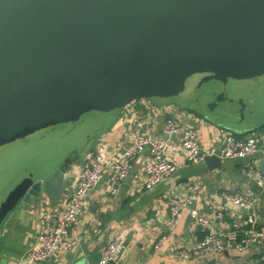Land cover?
<instances>
[{"label": "water", "instance_id": "water-1", "mask_svg": "<svg viewBox=\"0 0 264 264\" xmlns=\"http://www.w3.org/2000/svg\"><path fill=\"white\" fill-rule=\"evenodd\" d=\"M194 75L197 98L213 79L202 98L217 106L264 88V0H0V147L137 97L179 95ZM48 183L15 185L0 226Z\"/></svg>", "mask_w": 264, "mask_h": 264}, {"label": "crops", "instance_id": "crops-1", "mask_svg": "<svg viewBox=\"0 0 264 264\" xmlns=\"http://www.w3.org/2000/svg\"><path fill=\"white\" fill-rule=\"evenodd\" d=\"M250 90L253 87L230 96ZM176 97H137L110 111H100L102 114L95 118L82 115L79 121L62 131L59 138H52L49 144L52 154L44 157L32 171L25 170L23 174L17 166V174L5 190H0V202L23 179L48 183L66 158H75L65 173L41 188L38 197L20 202L6 216L0 226V264H21V259L35 244L36 235L52 230L53 220L68 206L82 162L97 145L104 147L107 159L116 160L136 138L163 136L169 116L198 130L204 155H217L226 134L246 137L264 133V120L246 122L253 112L246 110L241 98L237 102L243 106L236 113L220 108L231 99L229 96L220 106L204 98ZM169 140L171 145L164 149V154L176 165L172 175L150 189L144 187V167L151 162L148 150L132 161L131 170L123 180L117 181L114 174L107 171L86 196L83 212L71 230L70 247L58 251L42 264H99L102 251L114 238L122 241L120 264H264V243L243 252H210L187 259L176 254L178 249L192 247L204 236L190 215L192 209L209 218L214 216V210L221 212L222 218L215 221L219 231L229 229L234 218H244L243 208L223 201L225 191H239L252 201L258 214V226L264 228V188L242 173V169L248 167L264 171L261 154L241 159L221 158L220 166L210 168L204 160L187 163L179 140L174 136ZM47 151L46 147L37 152L36 159L47 155ZM112 189L117 190L116 194L111 193ZM172 197L189 201L175 225L168 220Z\"/></svg>", "mask_w": 264, "mask_h": 264}, {"label": "built area", "instance_id": "built-area-1", "mask_svg": "<svg viewBox=\"0 0 264 264\" xmlns=\"http://www.w3.org/2000/svg\"><path fill=\"white\" fill-rule=\"evenodd\" d=\"M163 134L161 137L145 135L136 138L124 154L116 160L107 159L104 147L97 145L82 162L66 210L53 220L50 232H39L36 235L35 244L20 263L42 264L58 251L68 249L72 227L83 212L84 201L89 191L97 185L107 171L112 172L117 181L123 180L131 170L132 161L144 150H148L151 156V162L144 167V187L146 189L152 188L164 177L176 171V165L167 160L164 154V149L171 145L169 140L171 136L179 140L180 150L187 163L196 164L204 160V150L195 127L184 125L178 118L169 116L165 121ZM262 146H264V133H252L246 137L226 134L217 155L222 159H241L260 153L264 159ZM242 173L264 188L263 170L248 167L243 168ZM116 192V189L111 191L112 194ZM222 199L238 208L245 209L244 218L240 216L234 218L229 229L219 231L215 227V221L222 218L221 212L214 210V216L209 218L192 209L190 215L201 227L204 236L192 247L178 249L176 254L180 258L187 259L192 255L210 252H243L251 246L264 243V228L258 226V214L254 203L244 198L239 191H225L222 193ZM188 204V200L178 197H172L169 200L168 220L171 225L178 223ZM121 253L122 241L114 238L102 251L99 264H120Z\"/></svg>", "mask_w": 264, "mask_h": 264}, {"label": "rangeland", "instance_id": "rangeland-1", "mask_svg": "<svg viewBox=\"0 0 264 264\" xmlns=\"http://www.w3.org/2000/svg\"><path fill=\"white\" fill-rule=\"evenodd\" d=\"M200 76L194 75L191 77V81H186L184 92L176 95L178 97H195V94L192 92V86L194 87L198 83ZM213 82V79H209L206 82L204 89L201 91L200 95H204V90L209 88L210 84ZM194 84V85H192ZM231 99L228 100L227 104L221 105V109L227 108L230 111H236V113L241 110L239 105L240 102H237L238 99H242L246 104V110L248 112H253L247 116V121L249 123H262L264 120V88H261L260 83L256 88L250 90L247 93H239L238 95L230 96V93H226ZM200 97V100L202 99ZM233 99V100H232ZM233 108V109H230ZM100 111H89L83 114V117H93L100 116ZM82 117V118H83ZM72 123H61L52 127L45 128L41 131L27 135L15 142L4 145L0 147V190H5V188L10 183V180L17 174V166L19 169H22V172H30L33 170L34 166L42 161L44 157L50 156L51 145L53 137H60V133H63L65 129H68ZM63 131V132H62ZM63 135V134H61ZM59 136V137H58ZM86 139V136L83 137V140ZM48 149L47 155H42L36 159V153L43 150L44 148ZM32 164L33 166L31 167ZM26 170V171H25ZM19 171V170H18Z\"/></svg>", "mask_w": 264, "mask_h": 264}]
</instances>
